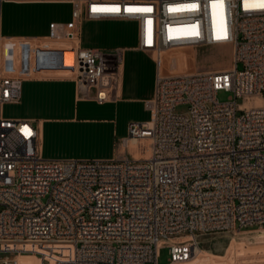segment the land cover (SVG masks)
I'll return each mask as SVG.
<instances>
[{
  "label": "built area",
  "instance_id": "obj_1",
  "mask_svg": "<svg viewBox=\"0 0 264 264\" xmlns=\"http://www.w3.org/2000/svg\"><path fill=\"white\" fill-rule=\"evenodd\" d=\"M7 1L71 5L62 36L73 81L98 103L117 96L123 49L81 46L82 17L134 21L137 47L158 62L202 45H231L233 57L228 69L158 72L150 119L130 122L122 140L138 141V157L122 159L42 157L31 119L2 115L21 92L19 79L0 74V264L22 255L39 264H160L161 246L167 263H180L202 235L264 227V0ZM183 104L188 112L176 113Z\"/></svg>",
  "mask_w": 264,
  "mask_h": 264
},
{
  "label": "crops",
  "instance_id": "obj_2",
  "mask_svg": "<svg viewBox=\"0 0 264 264\" xmlns=\"http://www.w3.org/2000/svg\"><path fill=\"white\" fill-rule=\"evenodd\" d=\"M101 21L123 20L82 17L78 28L81 46L100 48L84 42L83 29L87 22ZM52 24L58 26L59 35L51 34ZM72 26L69 3L0 0V74L19 79L21 92L18 103L2 106V115L31 119L40 134L42 157H138V141L130 140L127 146L122 144L128 136V124L150 119L146 102L153 99L157 73L172 74L173 68L182 69V59L167 71L170 63L165 59L170 54L158 62L137 47L136 34L131 46H115L123 49L116 98L98 103L82 98L73 81L74 54L69 41L62 36ZM178 52L183 51L174 53ZM219 52H214L213 57ZM6 105H13L15 110L4 115ZM257 235L262 239L260 247H248L231 235L214 243V250L222 254L200 248V253L191 260L173 264H264V259L245 261L239 256L242 252L239 249L264 250V231Z\"/></svg>",
  "mask_w": 264,
  "mask_h": 264
},
{
  "label": "rangeland",
  "instance_id": "obj_3",
  "mask_svg": "<svg viewBox=\"0 0 264 264\" xmlns=\"http://www.w3.org/2000/svg\"><path fill=\"white\" fill-rule=\"evenodd\" d=\"M136 25L134 22L130 21H101V22H87L83 29V39L89 45H96L103 49H114L116 45L122 46H131L134 43L136 37ZM179 49H182V53H174ZM179 49H172L166 51L163 54V57L166 56V61L169 62L168 70L170 71L171 65L177 64L181 61L184 65L183 68L174 69L170 73H179V72H188V71H208V70H217L218 67L228 68L232 65L233 57V48L231 45H202L197 47H185ZM184 49V50H183ZM193 51V53H190ZM216 51L219 52L215 57L213 53ZM174 53V54H171ZM160 62V60H159ZM217 64V65H216ZM219 65V66H218ZM175 67V66H174ZM237 68H240L238 65ZM230 96L229 92L220 91L217 93V98L220 101L227 100ZM237 102L240 103L241 99H237ZM258 102V101H257ZM15 110L13 105H6L3 114L8 115ZM176 113L186 114L188 112V107L186 105H178L175 108ZM48 159H56L52 157L43 156ZM83 159H108V158H94V157H77ZM111 159V158H109ZM264 231V227H250L242 230V236L238 237L237 234L236 240L243 242L248 245V247H260L263 243H260V238H258V233ZM228 233H212L208 235H202L198 238L199 247L212 250L214 253L222 254L223 252H217L214 250V243L220 240L221 238L229 237ZM234 236V235H233ZM187 239V238H182ZM230 241V240H229ZM228 241V243H229ZM242 252H239V256L242 260L249 261L252 260H262L264 259V250H254V251H244L239 249ZM169 261L168 248L166 246H161L159 251L158 263H167ZM251 263V262H249ZM248 264V262H247Z\"/></svg>",
  "mask_w": 264,
  "mask_h": 264
},
{
  "label": "bare ground",
  "instance_id": "obj_4",
  "mask_svg": "<svg viewBox=\"0 0 264 264\" xmlns=\"http://www.w3.org/2000/svg\"><path fill=\"white\" fill-rule=\"evenodd\" d=\"M231 67V66H230ZM228 69V68H227ZM223 70V69H222ZM132 141H136V140H132ZM237 236L238 237H242V232L241 233H237ZM233 237H235L236 238V236L234 235ZM237 239V238H236ZM234 240V239H233ZM199 250H200V247H196L195 248V251H194V254L190 257V258H188L187 260H185V261H183V262H186V261H189V260H191L194 256H196V254L199 252ZM200 253V252H199ZM183 262H180V263H183ZM19 263L20 264H39L40 263V261H39V259L37 258V257H35V256H33V255H22V256H20L19 257ZM167 264H169V263H167ZM170 264H173V263H170Z\"/></svg>",
  "mask_w": 264,
  "mask_h": 264
}]
</instances>
